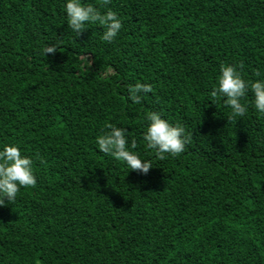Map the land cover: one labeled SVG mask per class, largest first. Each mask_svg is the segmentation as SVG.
<instances>
[{
    "label": "trees",
    "instance_id": "obj_1",
    "mask_svg": "<svg viewBox=\"0 0 264 264\" xmlns=\"http://www.w3.org/2000/svg\"><path fill=\"white\" fill-rule=\"evenodd\" d=\"M62 2L0 0V146L37 176L0 206V264H264V114L211 96L222 63L264 71V0H111V43L71 32ZM137 82L154 89L140 104ZM153 111L191 134L181 154L146 147ZM107 123L147 175L99 151Z\"/></svg>",
    "mask_w": 264,
    "mask_h": 264
},
{
    "label": "clouds",
    "instance_id": "obj_2",
    "mask_svg": "<svg viewBox=\"0 0 264 264\" xmlns=\"http://www.w3.org/2000/svg\"><path fill=\"white\" fill-rule=\"evenodd\" d=\"M111 0H102L101 5L93 0H63L62 10L66 16L68 29L80 36L89 26L103 28L101 39L111 43L122 29V20L109 5ZM106 9V10H104ZM58 43L47 46L43 54H55ZM242 66L222 63L216 77V84L211 90L213 98L220 97L224 105L231 109L233 118H243L249 108L258 114H264V71L257 70L256 79H245ZM151 84L137 82L128 87V98L135 104L142 103L144 96L153 93ZM251 94V99H249ZM147 125L142 134L146 147L153 150L158 159L163 160L166 154H181L191 141V134L180 123H173L159 112L147 114ZM96 144L101 153L123 162L130 171H138L147 175L152 168L150 160L141 158L134 151L137 147L135 139L129 142L128 130L113 123H107L96 137ZM33 159L23 154L19 144L5 143L0 146V206L13 204L21 188L35 186L37 176Z\"/></svg>",
    "mask_w": 264,
    "mask_h": 264
}]
</instances>
